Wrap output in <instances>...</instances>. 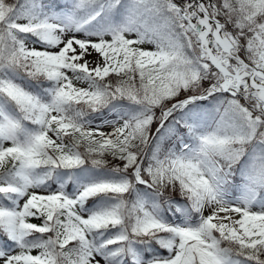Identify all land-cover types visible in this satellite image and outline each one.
<instances>
[{
  "label": "snow or ice",
  "instance_id": "snow-or-ice-1",
  "mask_svg": "<svg viewBox=\"0 0 264 264\" xmlns=\"http://www.w3.org/2000/svg\"><path fill=\"white\" fill-rule=\"evenodd\" d=\"M0 264H264V0H0Z\"/></svg>",
  "mask_w": 264,
  "mask_h": 264
}]
</instances>
